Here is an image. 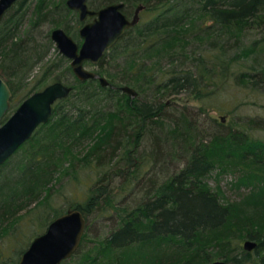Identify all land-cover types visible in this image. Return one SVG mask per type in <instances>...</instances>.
<instances>
[{
	"label": "trees",
	"instance_id": "1",
	"mask_svg": "<svg viewBox=\"0 0 264 264\" xmlns=\"http://www.w3.org/2000/svg\"><path fill=\"white\" fill-rule=\"evenodd\" d=\"M115 1L125 3L128 16L139 4L144 9L140 21L98 63L97 73L110 76V86H102L95 78L79 81L69 60L58 55L60 63L51 66L60 64V73L45 69L28 90L30 95L42 89L47 78L51 82L65 79L72 87L68 96L53 104L49 120L0 165V173L7 165L11 171V178L0 186V236L10 234V238L19 232L20 210L43 191L44 197L50 194L59 174L68 173L69 167L64 166L68 160L73 167L91 164L114 172L108 180L110 171L105 170L90 184L86 203L74 206L86 219L85 233L79 249L61 264H205L216 258L229 260L228 264H264V235L258 228L264 226V141L253 139L249 132L264 128V119L245 117L238 126L208 116L207 127L199 113L194 116L167 100L182 92L199 95L198 111L204 114L208 108L217 109L213 102L223 85L219 84L230 77L257 94L264 89V67H256L262 57L237 72L230 71L231 62L217 53L206 55L199 49L196 55L198 49L187 50L208 38L211 50L218 41H225L229 51L240 47L245 32L260 27L264 32V0H88V6L98 9ZM31 4L29 26L16 35ZM66 8L65 0L29 4L17 0L5 13L0 22V77L11 90L10 106L17 82L53 45L51 28L40 39L34 31L51 23L69 33L60 15ZM52 14L60 19L54 20ZM263 44L264 33L254 41L253 52ZM105 60L115 61L113 72L101 70ZM115 79L130 84L137 95L123 92ZM19 104H13V111ZM79 145L86 150L78 157L74 148ZM18 154L21 159L10 163ZM149 156L151 166L147 167ZM171 158L180 164L171 167ZM232 158L238 161L235 183L248 188V195L225 202L204 178L217 166L224 169L232 164ZM92 216L110 221L111 227L106 236L88 246ZM239 237L257 241L253 253H232L236 245L227 243ZM24 247L19 248L21 253Z\"/></svg>",
	"mask_w": 264,
	"mask_h": 264
},
{
	"label": "rangeland",
	"instance_id": "2",
	"mask_svg": "<svg viewBox=\"0 0 264 264\" xmlns=\"http://www.w3.org/2000/svg\"><path fill=\"white\" fill-rule=\"evenodd\" d=\"M51 1H56V0H51ZM32 2H35V0H27L28 4ZM32 5L33 4H31V8H29L26 13L22 26L21 27L18 26L16 35H19L21 32H24L25 29L29 26L28 20L31 17V12L33 9ZM51 7L52 6H50V8ZM53 15L54 14H52V18H54V20H56L57 18L60 19L59 14L55 16ZM60 15H62V17L63 16L65 17L64 19H62V21L65 22V25L69 27L68 35H70L76 43H81L82 40L81 37L78 35V29L83 24V22L79 21V23L76 24L78 19V15L76 11L73 9H69L67 7L65 10L62 9ZM51 25H52L51 23L43 24L39 28L38 33L35 34L34 31L35 37L40 39L44 32H46L50 28L52 29ZM59 27L64 28L63 26H59ZM261 29L262 28L260 27L259 29H253L245 32L247 37L246 36L244 37V41L243 43H240V47L238 46L229 51L227 50L228 46H227V42L225 41L223 42L218 41V43L214 47L215 49L211 50L210 49L211 47H209V42L211 40H209L208 38H206L205 40H198V42L193 44L191 47L188 46L187 50H189V48L190 49L195 48L196 50L198 49V52L195 53L196 55L197 53H200L199 49L200 50L203 49L202 51L206 55L208 54L212 55L213 53H217L223 59H225L226 62H231L230 71H237V72L243 71L250 63L253 62L254 58H258V57H262V59L258 61L262 64L256 67L258 68L260 66L264 67V51L262 49L264 48V44L263 46H261V50L257 47V50L255 52H253L255 49L252 46L254 44V41L259 39L263 35L264 32H262ZM223 32L224 31H222L221 33ZM216 36L218 37V34H216ZM212 38L215 39L214 36H211V39ZM39 42L42 43L43 41H39ZM204 48H206V50H204ZM250 48H253L251 55L248 54ZM45 51L46 52L43 57L35 60L37 62L33 63L31 69L26 73L25 75L26 78L22 80V82H17L16 84L17 88L15 87L17 95L14 96V102H11V106L8 108L9 110L7 109L5 113L6 116L11 115V113L13 112L12 106L14 103H20L29 94L28 90L31 89V87L37 83L38 79L42 78V73L45 72L44 71L45 69L47 70L51 69L50 71L51 74L53 73L55 75L56 74L58 75L60 73L61 71L60 64L58 67L51 66L60 63L58 58L59 54L55 49L54 45L45 48ZM245 51H247V54L249 56L243 55ZM105 59H107V57ZM49 66H51L52 68L51 67L48 68ZM84 66L90 70L98 68L96 65L87 64V63H85ZM116 66L117 65L115 64V61L106 62L105 60L101 70L103 71V69H105L107 72H113V68H115ZM102 76H104L109 82V84L106 85L105 87H109L111 83L110 76L106 75V73L102 74ZM68 79L71 81V76H69ZM51 81H52L51 78H47L44 83L43 82L40 83L47 84L50 83ZM114 82L120 83L118 79H115ZM115 83L114 86L116 85ZM120 84L123 85V82H121ZM221 85H222L221 90L217 92V100L214 99L213 102V104L216 105L217 109L208 108L206 112L207 114L204 113L205 116L203 113L198 111V108L201 107L202 105V103L199 100L200 97L199 95L195 96L194 94L191 93L182 92L177 95L169 96L167 100L175 103L178 107H180V109L183 106L186 107V110L191 111L194 116H196V114L199 113L200 120L201 121L204 120L206 125H208L210 121L208 119L209 118L208 116H210L211 118L215 117L219 121H222L223 124L235 123L238 126L240 120L241 119L245 120V117L248 118L254 116V117H258L261 120L264 119V89H262V91L257 94L256 92H253L250 89L241 85L232 77H230L229 80L227 81L226 80L224 82L221 81L219 86ZM144 96H146V94L142 95V97ZM207 127H209V125ZM249 132L253 139L264 141V128L250 129ZM35 146L39 147L38 144H36ZM85 150L86 148L83 147L82 145L76 146L74 148L75 151L74 154L82 155L85 152ZM146 150L148 149L146 148ZM19 159L21 158L18 154L14 157V159L10 163L17 162L19 161ZM147 159H148L147 167H150L151 166V163H149L151 159L150 156ZM231 161H233L232 164L231 163L227 164V167H225L224 169H221L219 166H217V168L211 170L204 178L205 182L210 187V189L218 191V193L220 194V198L225 202H236L239 201L245 195H248L247 194L248 188L244 186L238 187V183H235V180L238 177V173L237 170H235L236 167L234 164H236V162L238 161L233 158L231 159ZM68 163L69 161L66 160L64 164L65 167H69L68 173L61 172L59 174L60 179L53 182V185L51 186L50 189L51 190L50 194L47 196L48 197L47 200L42 202L43 198H47L44 197L46 192L43 191V193L37 200L31 203H27L20 210V212L18 213L20 218L17 219L16 221V226H17L16 232L18 231L19 232L14 234L10 238H8L10 234L5 236L3 235L0 236L2 239L0 240V264H2L1 262H3V264H16L21 254L23 253V251L21 253V251L19 250L20 247L24 245L25 246L24 248L26 249L30 241L36 235L42 233L46 229L47 225L58 215L64 213L68 209H75L76 207L74 206H76L78 203H86V200L90 194V189H89L90 184L94 181H97L101 177L100 175L105 170H108V172L110 171V173H108V180L113 178L114 171L112 170L109 169L102 170V168H98L95 165L90 166L91 164L86 166H83L81 164H76V166L73 167V165L70 166ZM169 163L171 167H175L176 165L180 164V160L177 158H171L169 160ZM8 166L9 165H7V169H4V172L0 173V186L3 185V183L7 181L6 180L7 177H10L11 175V171L8 170ZM147 169L148 168H146L145 170ZM157 169H159V167H156V171ZM149 171L150 169H148L147 172ZM14 174H16V172H14ZM9 180H8V185H12L11 180L10 181ZM39 201H41L42 203ZM262 202H264V199L262 200ZM55 212H60V214L54 216ZM88 222L90 224L91 234L97 235L99 237L104 236L105 233L108 231V229H110L111 227L110 221L102 220L99 217L94 218L92 216L90 217V221ZM258 228L262 231L264 235V230H263L264 226L261 225V227ZM247 239L250 238L239 237L237 238V240L230 241V243L227 244L236 245L235 248L232 250V253H238V252L240 253L241 250H247L243 246L244 241ZM87 244L91 245L92 242L88 243L87 241ZM229 250L230 249L228 247L227 254H229ZM262 250L260 251L263 252ZM15 259L16 262H14ZM217 259L224 261L226 263L227 261H229V260L226 261L224 258H216L211 261H215ZM211 261H209L208 263H210Z\"/></svg>",
	"mask_w": 264,
	"mask_h": 264
},
{
	"label": "water",
	"instance_id": "3",
	"mask_svg": "<svg viewBox=\"0 0 264 264\" xmlns=\"http://www.w3.org/2000/svg\"><path fill=\"white\" fill-rule=\"evenodd\" d=\"M15 1L0 0V20ZM66 6L77 12L80 21L87 17L92 19L84 22L78 30L82 40L80 44L61 27L53 28L50 37L55 47L61 55L70 60L72 72L79 81L97 77L102 86L108 85L109 82L104 76H98L85 68L84 62L99 63L106 50L113 46L128 28L139 22V13L144 6L139 4L131 16L124 13L123 1L91 9L87 0H66ZM71 89V85L63 81L50 82L25 97L11 115L0 123V165L31 137L40 124L49 120L53 104L68 96ZM120 89L131 97L137 94L133 87L126 84ZM10 98L11 90L0 77V120L10 107ZM85 227L86 219L82 212L76 208L68 209L55 217L42 233L30 241L16 264H60L76 251ZM256 244V241L247 239L243 246L251 250ZM210 264L226 262L215 260Z\"/></svg>",
	"mask_w": 264,
	"mask_h": 264
},
{
	"label": "flooded vegetation",
	"instance_id": "4",
	"mask_svg": "<svg viewBox=\"0 0 264 264\" xmlns=\"http://www.w3.org/2000/svg\"><path fill=\"white\" fill-rule=\"evenodd\" d=\"M16 1H17V0H16ZM16 1H15V2H14V3H13V4H12V5L6 10V11H5V13H6V12H7V11H8V10H9V9H10L15 3H16ZM115 2H118V1H115ZM111 3H113V2H111ZM108 4H110V3H108ZM87 5H88V0H87ZM106 5H107V4H106ZM104 6H105V5H104ZM88 7H89V6H88ZM89 8H90V7H89ZM98 9H99V8H98ZM123 11H124V9H123ZM5 13H4V15H5ZM76 13H77V12H76ZM4 15H3V17H4ZM3 17H2V19H3ZM2 19H1V20H2ZM91 19H92V17H87V18L85 19V22H86V21H90ZM1 20H0V22H1ZM29 21H30V20H28V22H29ZM56 27H59V26H56ZM53 28H55V27H52V29H53ZM61 28H62V27H61ZM79 28H80V27H79ZM52 29H50V32H51ZM62 29L65 31L64 28H62ZM78 30H79V29H78ZM50 32H49V36H50ZM67 34H69V33H67ZM78 35H79V34H78ZM50 39H51V37H50ZM51 41H52V39H51ZM52 42H53V41H52ZM77 44H80V43H77ZM53 45H54V42H53ZM54 47H55V45H54ZM55 49L57 50L58 54L61 55L56 47H55ZM61 56L64 57L63 55H61ZM64 58H66V57H64ZM101 59H102V58H101ZM99 62H100V61H99ZM85 63H87V64H91L89 61L84 62V64H85ZM92 65H96V66L98 67V63H97V64H92ZM70 67H71V66H70ZM85 68H86V67H85ZM92 71L95 72L98 76H101L100 74L97 73L98 68H97V69H93ZM91 79H92V78H91ZM93 79H94V78H93ZM95 79L98 80L97 77H95ZM63 82H65V81H63ZM256 245H257V244H256ZM253 250H254V249H252V250H250V251L247 250V251H249V252L252 253ZM226 264H228V263H226Z\"/></svg>",
	"mask_w": 264,
	"mask_h": 264
},
{
	"label": "bare ground",
	"instance_id": "5",
	"mask_svg": "<svg viewBox=\"0 0 264 264\" xmlns=\"http://www.w3.org/2000/svg\"><path fill=\"white\" fill-rule=\"evenodd\" d=\"M125 7V6H124ZM137 92V91H136ZM137 95V94H136ZM84 233H85V231H84ZM84 233H83V235H84ZM106 234H108V231L105 233V235L104 236H106ZM104 236H102V237H99V236H97V235H92L91 234V236L90 237H88V243L89 242H92V244L91 245H88L87 243H86V245H88V246H92L93 244H95L94 242H93V240H96V239H101V238H103ZM83 238V237H82ZM82 238H81V241H82ZM94 238V239H93ZM81 241H80V243H81ZM80 243H79V245H78V247L80 246ZM77 247V249L76 250H78L79 248ZM87 248V247H86ZM72 256V255H71ZM70 256V257H71ZM65 260H67V258L65 259ZM217 260H219V259H217ZM221 261V260H220ZM211 262H213V261H211ZM210 262V263H211ZM210 263H205V264H210Z\"/></svg>",
	"mask_w": 264,
	"mask_h": 264
}]
</instances>
